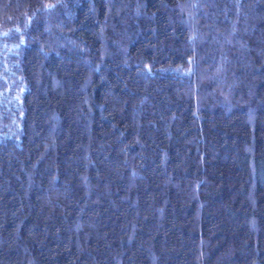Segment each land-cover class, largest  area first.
Instances as JSON below:
<instances>
[{"label": "trees", "instance_id": "trees-1", "mask_svg": "<svg viewBox=\"0 0 264 264\" xmlns=\"http://www.w3.org/2000/svg\"><path fill=\"white\" fill-rule=\"evenodd\" d=\"M0 264H264V0H0Z\"/></svg>", "mask_w": 264, "mask_h": 264}]
</instances>
